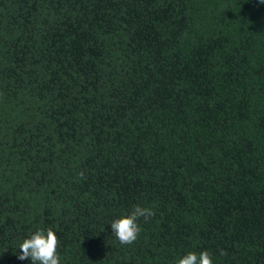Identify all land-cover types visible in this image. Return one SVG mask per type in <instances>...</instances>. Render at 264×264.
I'll return each instance as SVG.
<instances>
[{
  "label": "trees",
  "instance_id": "1",
  "mask_svg": "<svg viewBox=\"0 0 264 264\" xmlns=\"http://www.w3.org/2000/svg\"><path fill=\"white\" fill-rule=\"evenodd\" d=\"M49 227L60 264H264V3L0 0V264Z\"/></svg>",
  "mask_w": 264,
  "mask_h": 264
},
{
  "label": "clouds",
  "instance_id": "2",
  "mask_svg": "<svg viewBox=\"0 0 264 264\" xmlns=\"http://www.w3.org/2000/svg\"><path fill=\"white\" fill-rule=\"evenodd\" d=\"M260 2L264 3V0ZM154 214L151 207L134 205L130 213L121 215L110 223L112 233L122 245L132 244L141 232L138 221L141 218L148 220ZM58 243V237L53 228H47L46 232L38 229L19 244L18 259H30L32 264H60V257L57 253ZM175 264H213V260L207 250L199 254L190 251L176 260Z\"/></svg>",
  "mask_w": 264,
  "mask_h": 264
}]
</instances>
